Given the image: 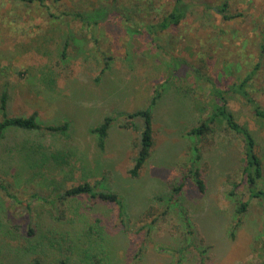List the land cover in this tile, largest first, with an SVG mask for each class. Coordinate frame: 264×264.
<instances>
[{"label":"rangeland","instance_id":"1","mask_svg":"<svg viewBox=\"0 0 264 264\" xmlns=\"http://www.w3.org/2000/svg\"><path fill=\"white\" fill-rule=\"evenodd\" d=\"M182 1L184 18L160 31L150 26L175 0H0L6 115L67 124L57 133L10 128L0 138V183L16 199L0 191V264L264 262V206L242 184L240 139L222 127L199 145L186 135L210 112L213 89L226 91L228 110L256 140L264 189V123L253 113L264 110V0ZM256 66L248 102L233 89ZM146 108L154 146L132 178L133 126L142 121L128 116ZM106 117L114 120L100 150L92 129ZM190 164L204 193L184 180ZM83 182L118 194L122 217L85 197L56 203Z\"/></svg>","mask_w":264,"mask_h":264},{"label":"trees","instance_id":"2","mask_svg":"<svg viewBox=\"0 0 264 264\" xmlns=\"http://www.w3.org/2000/svg\"><path fill=\"white\" fill-rule=\"evenodd\" d=\"M19 1L31 3L35 0ZM38 1H41L42 3L44 0ZM182 2V0H175V7L160 19L157 26L152 25L150 26V28L163 31L168 29L169 27L178 25L185 16L182 9ZM76 16L82 21V23L87 25L86 21L81 15ZM65 41V46H67L68 40L65 39ZM262 50L264 51V45L262 46ZM256 69L257 66L253 68L250 75L243 79L237 86L234 87L235 89H233L234 92L241 94V96H243V98H245L248 102H251V100L250 98H248V93L245 89L249 79L252 75L255 74ZM226 93V91L219 88L213 89V95L215 96L216 100L213 103L212 108H210V112L195 127L189 129L186 135L188 137L194 138L196 140V143H198L199 145L202 141L205 140L207 135L212 133L216 128L222 127L224 131L231 133L239 138L242 144V184H244L247 188L250 199H256L257 201H260V203H262L264 206V189L260 187V183L263 179V167L262 160L257 153L256 140L249 129L245 125L240 124L235 119L234 115L228 110V102L225 97ZM155 99L156 98H153L151 100L152 105L155 102ZM6 101V93H2L0 96V138L10 128L28 132L40 131L44 129L46 132L50 133L64 132L67 128V124H63L62 126H47L45 128H42L37 122V115L35 113L30 115L29 117H8L5 113ZM253 113L256 121L263 124L264 110H262L258 106H255L253 109ZM128 118L140 119L142 121V127L133 126V129L138 131L140 130V135L138 138V143L136 145L137 153L135 158L133 159L134 165L129 171V175L132 178H136L139 176V173L143 169V166L150 158L151 151L154 146L152 112L150 108H146L144 110H140L133 114H130ZM113 120L114 119L111 117H106L98 127L92 129V133L97 136V145L100 150L104 149L108 131ZM194 151H198L196 146L194 148ZM197 160H200V156H198ZM186 179H190L200 193L205 192V184L201 175V170L194 164H190L184 180ZM182 188L183 184H180L178 187H174L172 189L173 193L170 199L174 200V198L180 193ZM233 188H236V186H234ZM0 191H4L5 195L8 198L14 201L16 200L15 197L8 192L9 188L2 183H0ZM82 197H85L89 200H96L106 204L116 205L118 208V215L120 218L122 217L123 203L121 198L118 196V194L100 187L99 182L95 183V185H91L89 182H83L76 186L69 187L56 194V203L62 206L69 199ZM39 198V195L36 196L35 194H33L31 196L30 202L32 203L33 201L39 200ZM51 203H53V201H51ZM247 207L248 203H243L238 206L236 211L238 223L241 222L242 217L246 213ZM59 264H66V262L62 261ZM262 264H264V262H262Z\"/></svg>","mask_w":264,"mask_h":264}]
</instances>
